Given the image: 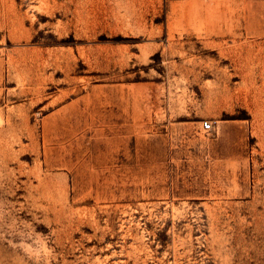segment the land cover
I'll use <instances>...</instances> for the list:
<instances>
[{
    "label": "rangeland",
    "instance_id": "rangeland-1",
    "mask_svg": "<svg viewBox=\"0 0 264 264\" xmlns=\"http://www.w3.org/2000/svg\"><path fill=\"white\" fill-rule=\"evenodd\" d=\"M0 264H264V0H0Z\"/></svg>",
    "mask_w": 264,
    "mask_h": 264
},
{
    "label": "built area",
    "instance_id": "built-area-1",
    "mask_svg": "<svg viewBox=\"0 0 264 264\" xmlns=\"http://www.w3.org/2000/svg\"><path fill=\"white\" fill-rule=\"evenodd\" d=\"M200 126L202 127L203 130L209 131L212 129L211 123L209 120L204 119L200 121Z\"/></svg>",
    "mask_w": 264,
    "mask_h": 264
},
{
    "label": "bare ground",
    "instance_id": "bare-ground-1",
    "mask_svg": "<svg viewBox=\"0 0 264 264\" xmlns=\"http://www.w3.org/2000/svg\"><path fill=\"white\" fill-rule=\"evenodd\" d=\"M35 57H36V56H35ZM35 57L32 58V59H36ZM56 57H57V56H56ZM56 57H55V58H56ZM59 59H60V58H59ZM21 60H22V58H21ZM35 61H36V60H35ZM40 61H41V60H40ZM40 61H39V63H40ZM20 62H21V61H20ZM20 62H19V65L21 64L20 66H22L23 63H25V62H22V63H20ZM41 63H43V62H41ZM41 63H40V64H41ZM57 64H59V63H56V65H57ZM68 64H69V63H68ZM20 66H19V67H20ZM57 66H58V65H57ZM66 66H67V65H66ZM68 67H69V66H68ZM64 69L66 70V68H64ZM63 71H64V70H63ZM63 71H62V72H63ZM63 73H64V72H63ZM63 73H62V74H63ZM65 73H66V72H65ZM30 76H31V75H30ZM28 77H29V76H28ZM66 78H67V77H66ZM40 79H41V78H40ZM40 79H39V80H40ZM37 80H38V79H37ZM37 80H36V81H37ZM29 81H30V80H29ZM40 81H41V80H40ZM37 82H38V81H37ZM41 83H42V81H41ZM41 83L39 82V84H41ZM36 85H37V83H36ZM41 86H42V85H41ZM28 87H29V85H28ZM36 87H37V86H36ZM34 88H35V87H34ZM39 89H40V88H39ZM35 90H36V89H35ZM37 91H39V90L37 89ZM38 97H39V96H38ZM38 97H37V98H38ZM39 98H40V97H39ZM257 98H258V97H257ZM33 99H34V98H33ZM31 103H32V102H31Z\"/></svg>",
    "mask_w": 264,
    "mask_h": 264
}]
</instances>
